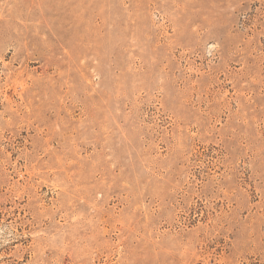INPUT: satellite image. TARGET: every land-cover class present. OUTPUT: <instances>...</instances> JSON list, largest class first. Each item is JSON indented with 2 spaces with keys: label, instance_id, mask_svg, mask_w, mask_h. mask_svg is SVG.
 I'll use <instances>...</instances> for the list:
<instances>
[{
  "label": "rangeland",
  "instance_id": "rangeland-1",
  "mask_svg": "<svg viewBox=\"0 0 264 264\" xmlns=\"http://www.w3.org/2000/svg\"><path fill=\"white\" fill-rule=\"evenodd\" d=\"M0 264H264V0H0Z\"/></svg>",
  "mask_w": 264,
  "mask_h": 264
}]
</instances>
